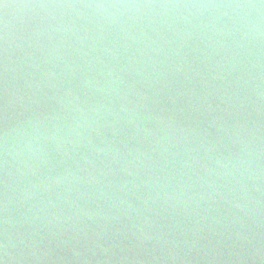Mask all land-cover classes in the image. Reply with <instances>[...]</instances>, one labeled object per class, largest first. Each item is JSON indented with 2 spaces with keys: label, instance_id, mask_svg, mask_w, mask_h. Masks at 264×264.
Instances as JSON below:
<instances>
[{
  "label": "water",
  "instance_id": "1",
  "mask_svg": "<svg viewBox=\"0 0 264 264\" xmlns=\"http://www.w3.org/2000/svg\"><path fill=\"white\" fill-rule=\"evenodd\" d=\"M0 264H264V0H0Z\"/></svg>",
  "mask_w": 264,
  "mask_h": 264
}]
</instances>
